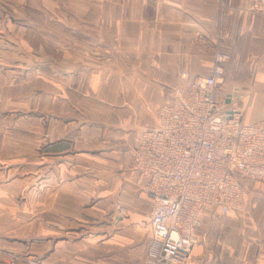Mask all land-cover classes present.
<instances>
[{
    "label": "crops",
    "instance_id": "crops-1",
    "mask_svg": "<svg viewBox=\"0 0 264 264\" xmlns=\"http://www.w3.org/2000/svg\"><path fill=\"white\" fill-rule=\"evenodd\" d=\"M72 1L79 22L97 23L113 49L94 57L98 70L90 56L58 61L73 68L72 101L81 108L65 128L66 147L56 141L57 162L71 171L62 173L53 207L41 203L38 216L23 222L0 218V248L36 253L46 264H147L152 200L135 166L136 138L158 124L179 73L210 74L218 50L230 54L221 83L230 106L245 122L264 118V13L250 9L253 0ZM74 31L65 36L79 43ZM241 181L243 210L201 209L186 264H264V181Z\"/></svg>",
    "mask_w": 264,
    "mask_h": 264
},
{
    "label": "built area",
    "instance_id": "built-area-1",
    "mask_svg": "<svg viewBox=\"0 0 264 264\" xmlns=\"http://www.w3.org/2000/svg\"><path fill=\"white\" fill-rule=\"evenodd\" d=\"M250 9L264 13V0H254ZM229 58L218 50L208 75L189 76L182 70L173 100L159 108L158 124L136 138L135 166L147 176L145 191L152 200L147 264L189 263L201 209L241 211V179L264 181V118L245 122L242 111L230 106L221 86ZM7 254L8 264H19V254Z\"/></svg>",
    "mask_w": 264,
    "mask_h": 264
},
{
    "label": "rangeland",
    "instance_id": "rangeland-1",
    "mask_svg": "<svg viewBox=\"0 0 264 264\" xmlns=\"http://www.w3.org/2000/svg\"><path fill=\"white\" fill-rule=\"evenodd\" d=\"M75 7L72 0H0V207H8L0 211L1 219L23 222L38 216L41 203L53 207L62 173L71 171L57 162L56 141L61 140L60 149L66 147L71 134L65 128L80 107L72 101L73 68L58 61L75 53L99 61L113 49L97 23L79 22ZM71 30L79 34V43L65 36ZM95 66L100 69V63ZM87 164L79 165L91 171L98 167ZM8 251L23 258L19 264L40 259L36 253L0 248V264H8Z\"/></svg>",
    "mask_w": 264,
    "mask_h": 264
}]
</instances>
